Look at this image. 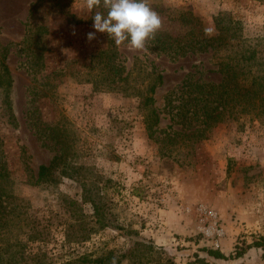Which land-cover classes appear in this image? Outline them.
Instances as JSON below:
<instances>
[{"label": "rangeland", "instance_id": "obj_1", "mask_svg": "<svg viewBox=\"0 0 264 264\" xmlns=\"http://www.w3.org/2000/svg\"><path fill=\"white\" fill-rule=\"evenodd\" d=\"M150 3L163 20L156 35L170 41L215 34L218 14L239 20L243 36L264 31V0ZM95 11H89L86 0H0V65L13 78L15 117L13 123L3 115L0 93V163L7 173L0 186L9 196L1 199L5 212L14 207L21 212L22 220L9 216L13 223L32 221L39 231V238L27 240L31 223L21 230L12 223L10 236H20L29 256L19 264L95 258L123 252L141 240L163 247L174 264H264V247H247L264 235V123L251 115L225 116L201 136L195 124L172 122L166 99L178 103L174 94L185 78L221 80L211 52L194 49L173 58L152 39L145 50L132 49L127 41L117 46L107 33L93 28ZM39 25L45 29L37 31ZM89 32H96L91 42ZM101 49L104 55L98 54ZM112 53L119 65L114 76L119 88L111 86L113 73L106 65ZM34 60L41 61L32 66ZM152 67L162 74V82L153 93L159 122L149 136L137 91L149 81L145 72ZM127 71H132L128 81L119 80ZM127 83L134 88L124 90ZM34 122L59 127L70 146V161L85 167L84 173L96 171L109 179L104 191L115 220L85 242L65 241L67 223L74 219L67 203L80 200L78 182L63 177L55 184L33 183L39 165L48 164L56 152L42 144ZM201 207L213 210L223 228L218 246L202 229L212 221H201ZM82 209L92 213L90 203ZM206 247L230 256L235 247L246 251L223 260L208 256L201 250Z\"/></svg>", "mask_w": 264, "mask_h": 264}, {"label": "trees", "instance_id": "obj_2", "mask_svg": "<svg viewBox=\"0 0 264 264\" xmlns=\"http://www.w3.org/2000/svg\"><path fill=\"white\" fill-rule=\"evenodd\" d=\"M214 20L216 33L201 39H195L193 35L192 38L189 37L185 40L181 38L170 41L160 34L152 39L156 46H159L161 50L173 58L194 49L211 52L212 63L216 66L214 71L221 75V80L218 83L199 82L188 76L181 84L178 93L174 94L178 103L176 104L175 99L172 97H167L165 105L169 112L173 114L171 117L172 122L178 123L182 127L195 124V131L201 136L225 116L251 115L264 123V31L254 36H243L239 20L232 19L225 14H218ZM43 29L45 28L41 25L37 26V31ZM30 31L31 29L27 30L28 37H30ZM25 50L30 51V46H26ZM104 52L106 51L101 49L98 54L104 55ZM114 55L115 53H112V58L107 61L106 65L113 73V77H111L113 84L111 86L116 88L114 76L119 72V65L114 61ZM32 56H35V52ZM38 56L41 58L42 55L39 53ZM37 61L40 62L41 60ZM37 61L34 60L32 66H35ZM131 74L132 71H127L125 76H120L118 79L128 81ZM145 74L149 81L137 92L141 97L142 106L145 110L146 129L149 136H152L155 130L154 127L156 128L159 122V114L154 107L153 93L162 82V74L155 71L154 67L146 70ZM12 86L13 78L2 62L0 65V93L3 96L1 108L5 109L6 113H3V115L6 116L9 122L15 121L10 96ZM132 88H134L133 85L127 83L123 89L129 90ZM173 109L176 110L175 113ZM34 124L32 123V125ZM34 129L39 139L42 140V144L55 148L56 152L48 164L39 165L33 183L55 184L58 179L60 180L63 177L78 182L81 188L80 200L70 198L67 203L69 208H72L74 219L73 222L67 223L65 241L67 243L85 242L91 237L92 233L104 229L115 220L116 215L112 208V202L104 191L108 186L109 179L96 171L84 173L85 167L77 166L70 161V155L68 156L70 146L59 127L54 124L45 126L35 124ZM5 168V163H0V178L7 175ZM2 196L9 197L3 191V187L0 186V228H3L2 235H0V264H19L23 260L27 261L29 256L25 253V243L20 236L17 235L13 238L10 236L12 232L10 228L14 220L9 216L15 215L16 220H22L23 218L20 217L21 212L15 207L5 212L7 210L2 203ZM84 203L91 204V214L83 212L82 205ZM77 210H79L78 214ZM30 223L29 233L25 238L36 240L39 238L37 237L39 231L36 230L37 225L32 221L24 222L23 225H20L19 222L13 223V226L19 225L17 228L21 230V227L28 226ZM252 246L263 248L264 235L252 244L247 245L248 248ZM201 250L205 251L208 256L223 260L241 257L246 251L245 248L238 249V247H235L234 255L230 256L207 247ZM162 254H165L163 247L156 245L151 240H141L136 241L123 252L107 251L95 258L79 255L65 259L59 264H110L113 256L117 257L118 264H121L123 260H126L128 264H174L169 255L165 254L164 257H161ZM37 256L38 254L30 259H35ZM34 262L44 264L41 260H34Z\"/></svg>", "mask_w": 264, "mask_h": 264}, {"label": "clouds", "instance_id": "obj_3", "mask_svg": "<svg viewBox=\"0 0 264 264\" xmlns=\"http://www.w3.org/2000/svg\"><path fill=\"white\" fill-rule=\"evenodd\" d=\"M89 11L96 10L92 19L96 32L107 33L116 45L126 41L135 50H145L148 40L162 29L163 20L151 6L150 0H86ZM103 7L106 14L99 11ZM96 32L87 33V40L96 39ZM73 35H76L73 26ZM110 264H118L113 256Z\"/></svg>", "mask_w": 264, "mask_h": 264}, {"label": "built area", "instance_id": "obj_4", "mask_svg": "<svg viewBox=\"0 0 264 264\" xmlns=\"http://www.w3.org/2000/svg\"><path fill=\"white\" fill-rule=\"evenodd\" d=\"M201 215V221L203 219H210L212 222L209 223L206 227L202 225V229L205 232L206 235L212 237L215 239V245L218 246V239L224 234L223 228L218 224L216 213L211 210L207 209L205 207H201L199 210Z\"/></svg>", "mask_w": 264, "mask_h": 264}]
</instances>
